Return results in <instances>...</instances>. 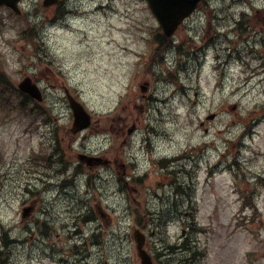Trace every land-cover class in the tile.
Returning a JSON list of instances; mask_svg holds the SVG:
<instances>
[{
	"label": "rangeland",
	"instance_id": "rangeland-1",
	"mask_svg": "<svg viewBox=\"0 0 264 264\" xmlns=\"http://www.w3.org/2000/svg\"><path fill=\"white\" fill-rule=\"evenodd\" d=\"M208 1L213 11L212 8L208 11L201 8L187 28L179 29L177 45L187 49L188 54L180 56L178 49L169 52L174 65L171 66V71L175 73L176 81L167 78V65L153 64L157 48L156 36L160 30L147 0H123L133 11L136 10L135 6H139L147 13L143 27L132 24L130 18L113 8L111 3H106V7L100 10L97 8L101 4L96 5L97 12L107 10L113 13L116 18V23L113 24L115 34L121 40L126 39L135 44L137 37L132 35L135 29L139 42L145 46L143 53H133L131 47L125 49L132 53V61L137 69L134 77L135 90L130 91L117 109L106 118H99L92 112L91 128L100 127L110 134L116 149L108 155L114 159L112 167L102 168L115 169L118 184L116 191L126 201L127 215L133 218L131 231L123 238L111 231L115 222L113 210L98 199L99 189L108 183L97 172L101 167L85 166L82 174L76 171L80 161L75 150L77 136L70 131L72 111L68 123L61 124V118L53 114L58 103L55 95L45 94L46 99L41 105L52 121L44 122L45 119L40 117L44 110L37 115L31 111L29 115L18 105L13 108L14 103L18 104L20 101L16 95L8 103L12 110H6L2 106L0 94V118L3 114L14 111L26 125L21 131L27 153L25 163L29 165L24 175L31 178L23 185L26 198L16 205L17 212L9 211L6 218L0 210V252L4 250L8 257H5L3 263L0 260V264H20L21 256L28 261L43 259L48 264H111V257L116 258L117 264H141L134 239L136 227L147 233L146 248L153 255L156 264H177L184 253L183 259H188L189 252L177 249V253L173 254L171 252L174 251L169 249L186 239L196 241L205 250L202 264H264V125L260 123L264 120V114L256 115L253 121L250 120L252 114L259 113L264 107L261 102L264 100V19H261L264 12L259 15V22L253 28L246 27L243 32L238 29L236 17L242 18L245 7L252 14L251 0ZM79 3L80 0H67L66 4L78 9ZM44 8L41 0H38L35 14L39 15L44 11L53 14L56 9ZM78 15V12L72 14ZM18 16L23 15L0 9V36L11 29L20 53L37 58L39 72L52 81L49 87L54 92L60 83V74L51 67L50 62H44L43 50L36 41H26L21 37V29L26 28L27 24L23 17L19 19ZM200 16L204 17L203 25L199 23ZM210 21L213 24L211 28ZM141 32L144 35H139ZM189 33L193 36L190 40L187 39ZM206 45L211 48H204ZM218 52L221 64L217 66ZM239 52L242 58L245 57L243 60L239 57ZM3 56L4 53L0 51V71L6 73L13 85H17L29 73L23 68L9 70ZM209 60L212 61L211 64ZM206 66L210 69L207 74ZM224 66L226 75L221 78ZM232 71L235 75L230 77ZM182 77L187 83L181 82ZM230 79L242 81L249 89L245 98H250L253 106L247 117L240 115L243 109L239 99L234 103L222 102L214 110L209 103L199 120L189 122L191 128L199 130V142L174 155L163 156L172 159L184 154L189 159H184L181 163L187 164H175L173 167L169 164L162 168L159 163L154 166L149 160L148 163L153 165L152 170L142 180L135 181L138 177L133 174L136 165H129L122 159L123 150L134 148L131 138L138 132H143L140 143L147 152L149 139L159 134L157 127L153 126L155 121L153 124L146 123L151 118V113L155 111L162 116L170 99L180 97L182 100H189L190 92L194 97L190 99V107L194 108L202 96L208 95L211 99V94L216 90H223ZM37 81L41 86L40 81ZM145 81H149L150 87L143 92L141 84ZM239 91L238 88L237 93ZM156 92L160 95H156ZM164 93L169 95L165 96ZM179 103L180 107H184L182 102ZM47 105L52 106L51 110ZM237 124H242L243 130L235 139H224V132L234 130ZM217 141L223 145V150L216 146ZM56 146L64 151V163L56 154L53 163L46 159L50 153H55ZM210 156H215L214 161L209 162ZM218 163L219 168H216ZM170 171L178 172L177 176L169 174ZM81 180L83 192L79 190ZM174 180H177L176 184L172 183ZM37 184L42 187H36ZM178 185L184 188L180 190L181 195L174 196V187L177 189ZM47 192H55V202L63 209L57 215L52 214L42 197V193ZM28 205L35 209L33 208L29 217L23 218V209ZM89 213L98 219L96 223L88 224L86 216ZM165 220L169 221L166 223ZM183 228L188 229L187 238H182ZM5 230L16 243L4 249L2 234ZM46 230L47 235L43 234ZM153 230L156 235L151 237ZM128 244L131 245V255H121ZM187 263L188 261L185 262Z\"/></svg>",
	"mask_w": 264,
	"mask_h": 264
},
{
	"label": "clouds",
	"instance_id": "clouds-1",
	"mask_svg": "<svg viewBox=\"0 0 264 264\" xmlns=\"http://www.w3.org/2000/svg\"><path fill=\"white\" fill-rule=\"evenodd\" d=\"M16 3L17 0H15V5ZM106 3H111L113 8L119 9L120 13L128 16L132 24L137 27L144 26L147 13L142 11L139 6H135L136 10L133 11V8L123 0H80L78 16L65 15L56 23H49L43 12L39 15L35 14L38 0H23L21 3L27 23L37 26L36 43L43 50L44 62H50L51 67L60 74V83L54 92L49 87L52 81L47 80L46 75L39 72L37 58L23 56L20 53L17 40L11 29L0 36V51L4 53L3 59L8 69L23 68L27 73L36 76L46 95L49 93L55 95L58 103L53 114L61 118V124H67L71 115V107L65 96L66 91L75 92L85 108L99 118H106L117 109L130 91L135 90L134 77L137 69L132 61V53L125 49L131 47L133 53H143L145 46L139 42L135 29L132 32V35L137 37L135 44L126 39L121 40L115 34L116 28L113 27V24L116 23V18L113 13L107 10L104 12L95 11L97 4ZM251 5L253 8L264 9V0H251ZM65 6L70 7L71 5L66 4ZM244 10L247 11V7ZM199 23L203 25V16L199 17ZM117 27H119L118 24ZM139 35H144V33L141 32ZM211 63L212 61L209 60V64ZM168 65L174 67L171 57L168 58ZM209 71L210 69L206 66L205 73L207 74ZM232 75H235L234 71L230 72V77ZM181 82L187 83L183 77ZM238 88L240 91L237 93ZM206 91L207 89H205ZM248 91V87L242 81L230 79L223 90H216L214 94H211V99L208 95L202 96L199 104L194 108L190 107V99H194L191 92L189 100H182L180 97L170 99L162 116L153 111L151 118L146 120V123L149 124H153L155 121L153 126L157 127L159 133L151 137L152 151L144 150L140 143L144 133L138 132L131 138L134 148L124 149L122 159L129 165H136L133 169L135 176H143L146 171L152 170L153 165L148 163L149 160L155 161L163 156L174 155L199 142L197 138L201 134L199 130L191 128L189 122L194 123L199 120L209 103L213 105L214 110L215 106L222 102L234 103L239 99L243 109L240 115L246 118L253 106L250 98H245ZM155 94L160 95L159 92ZM164 95L168 96L169 94L164 93ZM179 102H182L184 107H180ZM261 102L264 103V100ZM47 107L49 110L52 108L51 105H47ZM260 123L264 125V120ZM24 126L26 125L21 122V118L14 111L5 113L0 118V157H2V161H0V210L4 212L6 218L9 211L16 213V205L21 199L26 198L23 185L31 179L24 175L25 170L29 167L25 163L27 153L24 138L21 136ZM242 130V124H237L234 130L224 132L223 138L235 139ZM216 146L223 150L220 141H217ZM75 150L90 156H108L116 149L110 134L100 127H95L76 138ZM209 152H211V148H209ZM214 159L215 156H210L209 162ZM97 172L108 181L105 187L99 189L98 199L113 210L115 222L111 231L118 233L123 238L130 233L133 218L127 215L126 201L116 191L118 187L116 171L113 168L107 170L99 168ZM36 187L42 186L37 184ZM79 190L84 191L83 180H81ZM42 197L48 203L53 215L63 211L55 202V192L42 193ZM5 222H8L7 219ZM87 234L86 232L85 235ZM130 248L131 245L128 244L121 255L130 256ZM93 251L96 250L93 249ZM20 264H48V261L43 259L28 261L24 259V256H21ZM111 264H117L115 257H111Z\"/></svg>",
	"mask_w": 264,
	"mask_h": 264
},
{
	"label": "water",
	"instance_id": "water-1",
	"mask_svg": "<svg viewBox=\"0 0 264 264\" xmlns=\"http://www.w3.org/2000/svg\"><path fill=\"white\" fill-rule=\"evenodd\" d=\"M18 1V0H17ZM200 0H150V3L159 18L165 32L171 35L179 23L196 7ZM58 2V0H45L46 5H50ZM6 3L13 8H17L15 0H0V4ZM17 4V3H16ZM15 6V7H14ZM21 89L33 95L34 97L41 99V94L35 84L28 78L21 85ZM147 87H143L146 90ZM71 105L75 113V130L81 129L87 126L90 122V116L85 111L83 106L71 99ZM76 105H79L78 108ZM82 109V110H81ZM27 214V213H25ZM136 240L139 254L142 257V264H153L149 254L143 249L145 243V236L139 230L136 231Z\"/></svg>",
	"mask_w": 264,
	"mask_h": 264
},
{
	"label": "trees",
	"instance_id": "trees-1",
	"mask_svg": "<svg viewBox=\"0 0 264 264\" xmlns=\"http://www.w3.org/2000/svg\"><path fill=\"white\" fill-rule=\"evenodd\" d=\"M23 105H24V102L21 103V106H23Z\"/></svg>",
	"mask_w": 264,
	"mask_h": 264
}]
</instances>
